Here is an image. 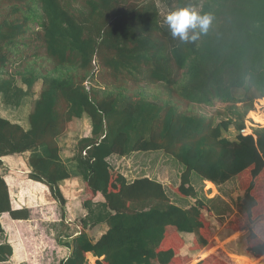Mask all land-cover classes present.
Wrapping results in <instances>:
<instances>
[{
  "label": "trees",
  "instance_id": "obj_1",
  "mask_svg": "<svg viewBox=\"0 0 264 264\" xmlns=\"http://www.w3.org/2000/svg\"><path fill=\"white\" fill-rule=\"evenodd\" d=\"M165 5L167 11L211 13L213 23L195 42L182 43L171 38L156 0H0L5 105L18 107L40 83L28 130L0 117V167L5 157L27 155L20 159L27 178L47 188L61 223L66 200L59 182L69 175L59 140L74 120L90 121V136L80 138L72 159L84 183L79 200L87 214L71 238L72 253L60 264H88L87 254L97 258L95 264H192L179 255V233L193 234V250L200 251L196 264H233L215 244L193 173L217 184L237 180L243 196L225 228L246 232V251L264 261V127L241 133L246 116L264 126V113H252L264 107V0ZM217 104L225 109L210 116L198 110ZM231 127L236 141L223 137ZM136 152L176 160L182 168L177 198L194 202L178 206L161 183L128 181L108 163L113 155ZM3 213L29 218L26 208L12 209L0 173ZM102 225L107 231L96 238ZM12 255L10 245L0 244V263Z\"/></svg>",
  "mask_w": 264,
  "mask_h": 264
},
{
  "label": "rangeland",
  "instance_id": "obj_2",
  "mask_svg": "<svg viewBox=\"0 0 264 264\" xmlns=\"http://www.w3.org/2000/svg\"><path fill=\"white\" fill-rule=\"evenodd\" d=\"M157 7L159 13L164 18L167 14V9L165 5V0H156ZM18 85L22 88L21 84ZM25 89V88H24ZM40 90V83L36 84L34 87L33 93L22 100L20 105L17 107L14 103L16 100L13 98L11 102H13L14 106H6L5 105V98L0 95V116L7 118L9 121H19L23 122L27 118L28 124V113L30 110V102L34 99ZM225 107L222 104H217L212 108L209 107H198L199 112H202L206 116H210L213 114L215 110H224ZM254 114L257 113H264V107L258 108L256 112H252ZM259 114V115H260ZM226 117V113L224 116H216V122H220ZM246 134L251 133V128L255 126H261L246 116L245 121ZM91 129L90 121L87 116H84L81 119L74 120L70 127H68L65 135L59 140V144L61 145V149H68L70 152L75 154V148L77 142L80 138H83L86 135H89L88 131ZM226 138L230 139V141H236L238 136V132L234 128H230L227 132H225ZM67 144V145H66ZM67 146V147H66ZM162 152H155L154 155H147L145 159H133L130 163L119 162L116 161L119 168L129 176L132 174L135 178L141 177L144 175H148L151 178H157L158 175H155L153 172L155 169L160 168L161 173H163L164 168L169 170V177L168 180L164 182L165 192L171 202L180 203V205L185 204L188 199H180L177 200V195L175 193V189L179 185L180 178L178 177L181 172V165L174 160L173 158L166 155H160ZM157 154V155H156ZM27 155H22L21 158L16 160L17 168L9 169L8 166H1L0 173L4 174V177L7 176V171H12V174L16 176V183L15 186L18 188V192L20 193L19 197L16 196V189L13 187L14 183L9 180L10 185V198L12 199L11 202L18 204L20 208H28L29 218L25 222L18 223L20 233L22 234V238H20V244L24 241L26 248L28 249V258L30 264H58L59 261L66 256V254L70 253L72 247V237H74V233H78L79 228L77 229V223L80 219H77L75 227H68L65 228V223H61V210L55 203L52 202V198H50L49 193L43 187H39L36 189H31L28 186V178L26 174V167L23 165V162L20 160L26 161ZM169 158V159H168ZM73 159V158H72ZM127 160V159H126ZM148 163L152 164V173L146 174L141 173V167L144 168L145 165ZM174 162V163H173ZM129 166H128V165ZM135 164V165H134ZM68 165H72L69 163ZM75 165V164H74ZM136 165L138 166L136 168ZM143 165V166H142ZM22 167V170L19 167ZM76 166V165H75ZM5 168V169H3ZM75 173L77 171L73 170ZM143 172V171H142ZM146 172V171H145ZM160 172V171H159ZM158 173V172H157ZM77 173L78 180H72L74 183L78 181L79 186H75L76 190L78 188L83 187L82 180H79ZM193 180L195 184V188L197 190V194L199 197L204 200L206 204L211 207V210L216 214H223L225 215L226 212L232 213L234 209H236V202L240 199L243 194L242 190L232 181L228 184H217V183H210L203 181L204 179L198 177L196 174L193 173ZM27 179V180H26ZM8 180V179H7ZM236 180V179H234ZM11 183V184H10ZM33 192V193H31ZM221 192H225L224 195L220 194ZM83 192L80 193V195ZM215 193H219L215 197H211ZM47 195V196H46ZM242 195V196H241ZM222 196V197H221ZM241 196V197H240ZM75 201V200H74ZM73 201V202H74ZM17 202V203H16ZM77 204V202H76ZM57 205V204H56ZM79 207H81L80 200L78 201ZM72 215H74V210L72 207ZM67 215V212H66ZM9 217V216H8ZM67 218V216H66ZM18 228L14 232L11 233L7 232L8 235L13 234L15 235ZM3 235V234H1ZM66 235L68 237L66 238ZM1 237V236H0ZM72 238V239H71ZM66 243V246H61L60 244ZM88 263L92 262L91 258H87Z\"/></svg>",
  "mask_w": 264,
  "mask_h": 264
},
{
  "label": "crops",
  "instance_id": "obj_3",
  "mask_svg": "<svg viewBox=\"0 0 264 264\" xmlns=\"http://www.w3.org/2000/svg\"><path fill=\"white\" fill-rule=\"evenodd\" d=\"M0 117L9 121L7 118H4L2 116H0ZM10 122L14 123V124H18L24 130L29 129V124H27V118L23 122H19V121H10ZM88 133H90V130L88 131ZM89 136H90V134L86 135L84 137H89ZM223 137L226 138L225 132H223ZM228 140H230V139H228ZM59 147H60L61 160L65 164V166L67 168L68 175H69V177L67 179L59 182V188H60V190H61V192H62V194L66 200L65 213L67 212V215H66L67 218H65V220H64L65 228L68 227L70 229V227H75V225H76L75 221L77 219H82L87 214V212L83 208L81 209L78 205L80 193L84 191V184L82 183L83 187L78 188V190H76L75 186H79L78 181L75 183L72 181V180H78L77 179V173H75L73 171V170L77 171V168L74 165L75 163L72 161L74 153L72 154L70 152V150H68V149L62 150L60 144H59ZM159 154L164 155L163 153L162 154L159 153ZM147 155H154V154L153 153L136 152V153H132L131 155H129L127 157H119V156L113 155V156L108 158V163L110 165H112L115 169H117L128 181H133L135 179H140V178H148L150 180H155V181L161 183L163 185L164 190H165L164 182L167 181L168 177H169V170L168 169L164 168L163 173H161L160 168L155 169V171L153 173L155 175H158L157 178H154V177L151 178L150 176L144 175V174L141 177L135 178L134 176H132V174L129 176L128 174L124 173L119 168L118 164H116V161H119V162L125 161L126 163H130V161L133 159H135V160L136 159L137 160L138 159H145L147 157ZM17 157L18 156L3 158L2 159L3 166H8L9 169H12V167H14V165L9 164V163L15 162L17 159H19ZM69 163H72V165H68ZM137 167L138 166L136 165V168ZM3 169H5V168H3ZM151 170H152V164L147 162V164L145 165L144 168L141 167L140 172L150 174V173H152ZM181 173H182V168H181L180 175H181ZM4 174H1V175H2L6 185L8 187L9 196H11L10 185H9V180H11L12 183H14L13 187H15V189H16V196L19 197V195H20V193L18 192L19 190L15 186V183H16L15 174L13 175L12 171H7V173H6L7 176H5V177H4ZM180 175L178 176L179 178H180ZM78 177H79V180H82L80 175ZM28 181H29V183H28L29 188L36 189V188H39L41 186L46 190L47 193H49L48 190L46 189V187L43 186L42 184H40L38 182H34L32 180H29V179H28ZM203 181L210 182L207 180H203ZM232 181L238 186L237 180H234V179H231V180H229L223 184H228L229 182H232ZM210 183L214 184L213 182H210ZM191 184H192V187L194 188V190L196 192L197 198L204 202V200H202L199 197V195L197 194V190L195 188V184H194L193 179L191 180ZM31 193H33V192H31ZM224 193L225 192H221L220 194L224 195ZM242 194H243V192H242ZM216 195H219V193H215L211 197H215ZM50 198H51V196H50ZM177 200H178V198H177ZM10 201H12L11 198H10ZM52 202L55 203L53 201V199H52ZM76 202H77V204H76ZM193 202H194V200L188 199V201L185 204H183L184 206L180 205L181 201H180V203H174V202L173 203L178 205V206H182V207L187 208ZM56 204L57 203H55V206L57 207L58 205H56ZM204 204L207 207L205 214L207 216V219L211 223V226H212L211 230H212V233H213V236L215 239V244L218 247H220L230 257V259L233 261V264H264V261H261L255 257H253L250 253H248L246 251V243H245L246 235H247L246 232H240V233L231 232L225 228L226 222L236 213V209H234V211L232 213L226 212L225 215H223V214L220 215V214L214 213L208 204H206L205 202H204ZM15 205H16V207H14V203L11 202L12 209H14V210L22 209V208H20V206H18V204H15ZM72 207H73V210L75 212L74 215H72V212H71ZM26 209L28 210V208H26ZM8 216L9 215L7 213H3L0 215V224L3 228V235H0L1 236L0 237V244L10 245V247L12 248V251H13V255H12L10 261H8L6 263H0V264H30L29 258H28L29 256L27 254V252H28V249L26 248L27 246L25 245L24 241L21 244L19 242L20 238H22V234L20 233L18 223L25 222V221L24 220H13V219H11L10 216L9 217ZM76 226L78 229L79 228L78 223ZM16 228H18L17 232H19V235H18V233H16L15 235H13V234L8 235L7 234V232H9V233H11V231L14 232L16 230ZM94 230L96 231V229H94ZM106 231H107V226L102 225L97 232L96 238H99ZM179 235H180V238L183 240V247L179 250V255L181 257L189 258L192 261V264H196V259L198 258L200 251L193 250V240H194L193 234H191V233H179ZM74 236H77V233H74ZM72 248H73V246L71 247L70 253L69 254L67 253L66 256L59 261L58 264H60L61 261L65 260L67 257L70 256V254L72 253ZM86 258L92 259V262L88 263V264H95V262L97 260V258L92 256V254H87Z\"/></svg>",
  "mask_w": 264,
  "mask_h": 264
},
{
  "label": "clouds",
  "instance_id": "obj_4",
  "mask_svg": "<svg viewBox=\"0 0 264 264\" xmlns=\"http://www.w3.org/2000/svg\"><path fill=\"white\" fill-rule=\"evenodd\" d=\"M213 19L214 17L211 13H200L189 7H179L167 12L164 16V23L167 25L173 40H179L182 43H192L200 35L208 32ZM197 29H199L198 32L196 31Z\"/></svg>",
  "mask_w": 264,
  "mask_h": 264
},
{
  "label": "built area",
  "instance_id": "obj_5",
  "mask_svg": "<svg viewBox=\"0 0 264 264\" xmlns=\"http://www.w3.org/2000/svg\"><path fill=\"white\" fill-rule=\"evenodd\" d=\"M242 134H246L245 130L241 131Z\"/></svg>",
  "mask_w": 264,
  "mask_h": 264
}]
</instances>
